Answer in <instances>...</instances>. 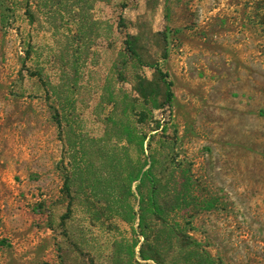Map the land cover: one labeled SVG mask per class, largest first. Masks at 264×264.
Segmentation results:
<instances>
[{
  "label": "rangeland",
  "instance_id": "rangeland-1",
  "mask_svg": "<svg viewBox=\"0 0 264 264\" xmlns=\"http://www.w3.org/2000/svg\"><path fill=\"white\" fill-rule=\"evenodd\" d=\"M0 264H264V0H0Z\"/></svg>",
  "mask_w": 264,
  "mask_h": 264
},
{
  "label": "trees",
  "instance_id": "trees-1",
  "mask_svg": "<svg viewBox=\"0 0 264 264\" xmlns=\"http://www.w3.org/2000/svg\"><path fill=\"white\" fill-rule=\"evenodd\" d=\"M165 84H166V88H167V99H166V103H167V105H169L171 103L172 97H173V93H172V90H171L173 84L171 82L167 81V80H165ZM147 176L150 177V182L153 185V187H155V184H156L155 178L152 176V174L150 172L147 173ZM150 211L155 216L159 217V215H160V208H159L158 204L155 202L154 198H151V200H150ZM142 259L148 260L147 256H144V255H142Z\"/></svg>",
  "mask_w": 264,
  "mask_h": 264
}]
</instances>
